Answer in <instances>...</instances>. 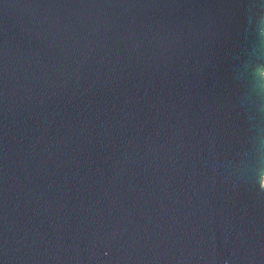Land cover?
<instances>
[{"label": "water", "instance_id": "1", "mask_svg": "<svg viewBox=\"0 0 264 264\" xmlns=\"http://www.w3.org/2000/svg\"><path fill=\"white\" fill-rule=\"evenodd\" d=\"M0 264H264V0H0Z\"/></svg>", "mask_w": 264, "mask_h": 264}]
</instances>
